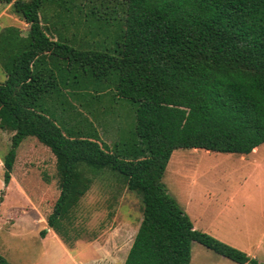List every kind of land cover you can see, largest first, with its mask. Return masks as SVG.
<instances>
[{"label": "trees", "instance_id": "obj_1", "mask_svg": "<svg viewBox=\"0 0 264 264\" xmlns=\"http://www.w3.org/2000/svg\"><path fill=\"white\" fill-rule=\"evenodd\" d=\"M0 1L11 3L29 25L25 35L15 25L0 30L6 76L0 82V128L13 132L2 156L5 184L19 144L35 136L56 157L59 193L47 224L59 235L62 222L70 220L91 187L89 173L109 170L143 204L123 264H190L195 241L234 262L264 264L195 228L163 181L177 149L244 155L264 143V0H123V29L110 49L54 38L41 11L47 1L60 7L66 0ZM45 55L90 67L104 81L114 74L117 94L138 102L134 132L145 148L135 156L108 150L94 132L67 131L39 108L31 90L43 86L42 80H33L36 62ZM47 233L41 230L42 236ZM0 264H9L1 253Z\"/></svg>", "mask_w": 264, "mask_h": 264}, {"label": "rangeland", "instance_id": "obj_2", "mask_svg": "<svg viewBox=\"0 0 264 264\" xmlns=\"http://www.w3.org/2000/svg\"><path fill=\"white\" fill-rule=\"evenodd\" d=\"M57 4L47 1L41 11L54 38L77 47L110 49L121 34L126 11L123 0ZM86 12L90 16L85 17ZM9 25L19 26L24 35L29 29L9 3L0 1V30ZM67 61L45 55L36 62L33 81L42 80L45 87L33 82L37 92L31 90L32 101L67 131L94 132L108 150L137 155L146 146L134 132L138 102L117 94L114 74L104 81L90 67ZM5 78L0 65V82ZM12 134L0 128V253L9 264H123L143 217L140 195L129 190L120 175L93 170L90 189L73 208L70 220L62 222L59 235L47 224L59 193L56 157L37 137H26L18 146L11 180L5 184L2 156L11 146ZM261 146L257 158L264 155V143ZM240 158L241 154L202 148L177 149L163 181L181 207L201 223L195 213L199 195L215 193L221 186L227 190L240 187L244 181L240 175L229 178L219 173L237 169L221 165L222 161ZM44 228L48 229L46 236L41 235ZM261 259L264 263V256ZM191 264L240 263L195 241Z\"/></svg>", "mask_w": 264, "mask_h": 264}, {"label": "crops", "instance_id": "obj_3", "mask_svg": "<svg viewBox=\"0 0 264 264\" xmlns=\"http://www.w3.org/2000/svg\"><path fill=\"white\" fill-rule=\"evenodd\" d=\"M261 145L252 152L242 155L240 159L222 161L221 165L234 166L237 169L219 173H226V177L229 178L240 175L244 180L243 184L231 190L221 186L222 188L215 193L205 194L203 202V197L199 195V206L195 213L201 223L194 221L193 215L190 217L195 228L239 247L263 261L261 256H264V155L261 158L255 157L259 154ZM213 204L214 208L211 207Z\"/></svg>", "mask_w": 264, "mask_h": 264}]
</instances>
